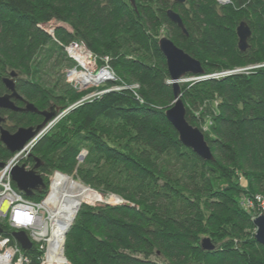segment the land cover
I'll return each mask as SVG.
<instances>
[{
  "label": "trees",
  "instance_id": "trees-1",
  "mask_svg": "<svg viewBox=\"0 0 264 264\" xmlns=\"http://www.w3.org/2000/svg\"><path fill=\"white\" fill-rule=\"evenodd\" d=\"M134 1L0 0V95L3 76L17 70V92L39 111L60 115L71 105L32 149L29 161L42 162L37 174L46 188L28 199L40 202L45 175L58 171L121 201L80 205L64 239L66 264H264V246L242 205L264 196V0ZM241 21L252 32L245 52L237 47ZM50 22L61 24L53 36L43 29ZM161 29L201 63L203 76L261 66L181 85L186 120L204 134L212 162L185 147L165 117L174 97L158 46ZM72 42H82L100 64L106 57L117 78L83 102L56 80L60 67L75 65L64 52ZM133 85L139 88L107 91ZM0 116L10 133L41 123L37 114ZM11 156L0 143V161ZM205 237L211 252L201 248ZM27 255L40 264L35 248Z\"/></svg>",
  "mask_w": 264,
  "mask_h": 264
},
{
  "label": "water",
  "instance_id": "water-1",
  "mask_svg": "<svg viewBox=\"0 0 264 264\" xmlns=\"http://www.w3.org/2000/svg\"><path fill=\"white\" fill-rule=\"evenodd\" d=\"M129 1L134 6L135 1ZM185 1L186 0H175L178 4H184ZM167 17L173 24H176L184 34H186L183 22L176 12L168 10ZM236 35L239 51L245 52L249 48V40L252 35L250 27L246 22L239 23L236 28ZM158 46L166 61L167 72L171 80L169 84L172 87L174 97V103L165 112V117L178 133L179 141L185 147L191 149L203 161L212 162L214 157L205 140L204 134L198 128L193 127L187 122L186 108L181 100L180 83L182 79L186 78L187 75L203 76L204 70L202 65L199 61L193 59L183 50L176 47L167 37L161 38ZM9 76V78H3V84L7 93L0 96V110L37 114L44 118L43 122L36 127H20L16 132L10 133L3 127L6 119L0 116V143L11 155H13L21 151L30 141L41 138L51 128V124L59 118V115L57 114V111L53 110V108L39 111L29 102H25L24 108L17 107L14 101L22 99L16 90L15 79L18 75L15 72H11ZM41 166L42 162L39 159H35L34 166L31 170H25L23 166H16L11 171V180L14 186L27 198H32L35 194L42 193L46 188L43 178L37 174V170ZM3 167L4 163L0 161V169ZM253 225L256 229L255 240L258 244L264 246V212L253 219ZM2 232L3 230L0 228V234ZM12 237L23 251L30 252L32 250L33 245L24 232L12 233ZM201 248L204 251L211 252L214 250V245L211 243L210 239L204 238L201 242Z\"/></svg>",
  "mask_w": 264,
  "mask_h": 264
},
{
  "label": "built area",
  "instance_id": "built-area-1",
  "mask_svg": "<svg viewBox=\"0 0 264 264\" xmlns=\"http://www.w3.org/2000/svg\"><path fill=\"white\" fill-rule=\"evenodd\" d=\"M216 1L221 5L229 3V0ZM65 50L66 56L71 60L74 56L71 57L72 55L68 54L70 50L77 52L86 60L85 64L83 61L79 62L80 58L77 56L75 60L77 63L73 61L75 67L70 68L72 70L68 72V78L75 80L78 88H85L89 84H100L102 86L106 83L105 81L108 83L117 81L113 70L107 63V58H104V63L100 64L98 58L82 42H72ZM92 66L95 68V74H86L87 69H90ZM258 67L261 66L256 65L233 71L215 73L209 76H201L200 79H197L219 78L234 73L247 72ZM137 88L138 85L130 87L114 86L107 91H120L122 89L134 91ZM105 92L96 91L95 94L88 98L97 97ZM59 118L51 124V127L57 123ZM203 129L207 130V127L205 126ZM36 142L37 140L34 139L27 143L21 151L13 154L6 162H3L4 167L0 169V228L3 230L0 234V264H30L31 262V258L27 255V252L23 251L12 237V233L15 232H24L27 235L33 245L32 249L35 248L36 252L39 253L40 264H56L58 259L64 256V241L54 244L52 242V230L57 224L54 213L56 210L55 201L57 196L53 195V197H50V195L53 186H59L61 179H69L75 182L72 180L73 178L58 171L46 174L45 177L49 181L48 190L40 202H34L25 197L23 193L16 189L11 180V171L14 167L23 166L25 170H31L33 168V164L30 163L29 158ZM259 199L256 197V200ZM118 201L121 203L119 199ZM249 202L254 201L249 200ZM244 204H246V201ZM2 226L6 228V235L4 234L5 229Z\"/></svg>",
  "mask_w": 264,
  "mask_h": 264
},
{
  "label": "rangeland",
  "instance_id": "rangeland-1",
  "mask_svg": "<svg viewBox=\"0 0 264 264\" xmlns=\"http://www.w3.org/2000/svg\"><path fill=\"white\" fill-rule=\"evenodd\" d=\"M217 2V1H216ZM219 5H221V4H219ZM225 5H227V4H225ZM222 6V5H221ZM241 22H244V21H241ZM57 26H61V24H58V23H56V22H50L49 24H47V26H45L43 29L46 31V33L47 34H49L50 36H53V33H54V29L57 27ZM162 31H161V38H163V37H165V32L163 31V29H161ZM74 43H76V42H74ZM237 43H238V39H237ZM71 44V43H70ZM70 44H68V45H65L64 46V52H66V50H65V48H67ZM78 51H79V49H78ZM68 54H71L70 56L71 57H73L72 58V61H74V62H76L75 60L77 59V56H79V62H81V61H83L84 62V64H85V62H86V60H85V58L84 57H82L81 55H79L77 52H73V51H69L68 52ZM104 58H106V57H104ZM103 58V59H104ZM77 63V62H76ZM264 65V64H263ZM73 67H75V66H73ZM70 68H72V67H70ZM70 68H65L64 66L63 67H60L59 68V75H57L56 77V80H60V81H62V80H64V83L65 84H69V85H71L70 87L72 88V91H73V95L75 96V97H77V100L78 99H80L81 98V100H80V102H83V101H86V100H89V98L88 97H90V96H92L93 94H95L96 93V91H98V89L100 88V87H102V86H104L106 83H108L107 81H105L106 83L105 84H103L102 86L100 85V84H89V85H86L87 87H85V88H82V89H80V88H78V85H77V82L75 81V80H72V79H70V78H68V72L70 71V70H72V69H70ZM237 69H242V68H235L234 70H237ZM95 68L92 66L90 69H87V71H86V74H95ZM11 72H15V73H18V71L17 70H8V76H6L7 74H5L4 76H3V78H9L10 76V73ZM18 78H20V76L18 77ZM200 79L201 78V76H192V77H186V78H183L182 79V81H181V83H180V87H181V85H183V84H185V83H189V82H192V81H195V80H198V79ZM16 81V83L18 82V79L17 80H15ZM171 81V80H170ZM170 81H168L167 83L169 84L170 83ZM104 83V82H103ZM79 84V83H78ZM80 85V84H79ZM139 88V87H138ZM137 88V89H138ZM1 96V95H0ZM87 98V99H86ZM93 98V97H92ZM86 99V100H85ZM27 102V101H26ZM79 102V103H80ZM71 106V105H70ZM70 106L67 108V109H65V110H62L60 113V117L61 116H65L68 112H69V110H70ZM50 108H46L45 110H49ZM195 114L196 115H199V113L198 112H195ZM60 119V118H59ZM210 125V123H209V121L208 122H205L204 123V127L206 126L207 127V129L210 127L209 126ZM21 127H24V128H27V127H29V126H21ZM53 127V126H52ZM51 127V128H52ZM15 132H16V130H15ZM81 157L79 156V158H78V162L79 163H81L82 161H83V159H84V157H85V155H86V152L83 150L82 152H81ZM70 178H72V177H70ZM73 181H75L74 179H72ZM75 182H77V181H75ZM79 183V182H78ZM81 184V183H80ZM84 186V185H83ZM85 187V186H84ZM86 188H88V187H86ZM91 190V189H90ZM92 192H94L93 190H91ZM96 195H98L99 197H101V199H102V201H100V202H91V203H87V204H89V205H92V206H96V205H99V204H101V203H108V204H112V205H116V204H120V202L118 201V198L117 197H113V196H110V197H107L106 199H104L102 196H100L98 193H96V192H94ZM256 197H258V198H260L259 200H256ZM117 198V199H116ZM249 200H253L254 202H249ZM243 206L248 210V212L251 214V216L253 217V219H255L256 217H258L260 214H262L263 212H264V196L263 195H259V194H257V195H255V197L254 198H243ZM246 201V204H244V202ZM253 203V204H252ZM248 206H249V208H248ZM206 238V237H205Z\"/></svg>",
  "mask_w": 264,
  "mask_h": 264
},
{
  "label": "bare ground",
  "instance_id": "bare-ground-1",
  "mask_svg": "<svg viewBox=\"0 0 264 264\" xmlns=\"http://www.w3.org/2000/svg\"><path fill=\"white\" fill-rule=\"evenodd\" d=\"M56 197L55 221L56 225L52 230V242L64 241L65 233L71 225L78 208L82 203L100 202L101 197L84 187L78 182L69 179H61L59 186H53L50 197ZM56 264H65V257L58 259Z\"/></svg>",
  "mask_w": 264,
  "mask_h": 264
},
{
  "label": "flooded vegetation",
  "instance_id": "flooded-vegetation-1",
  "mask_svg": "<svg viewBox=\"0 0 264 264\" xmlns=\"http://www.w3.org/2000/svg\"><path fill=\"white\" fill-rule=\"evenodd\" d=\"M18 79V77L15 79V80H17ZM16 82V81H15ZM7 93V91L4 93V94H6ZM3 94V95H4ZM19 94V93H18ZM20 95V94H19ZM21 96V95H20ZM22 97V96H21ZM15 102V105L17 106V107H19V108H24L25 107V99L22 97V99L21 100H16V101H14ZM53 110L54 111H56L54 108H53ZM1 111V110H0ZM2 111H6V110H2ZM17 113H21V112H17ZM21 114H30V113H21ZM2 117V116H1ZM41 117V123L43 122V120H44V118L42 117V116H40ZM3 118H5L6 119V122L3 124V127L5 128V126H6V124H7V117L5 116V117H3ZM40 123V124H41ZM39 125V124H38ZM37 125V126H38ZM32 127H36V126H32ZM6 129V128H5Z\"/></svg>",
  "mask_w": 264,
  "mask_h": 264
}]
</instances>
